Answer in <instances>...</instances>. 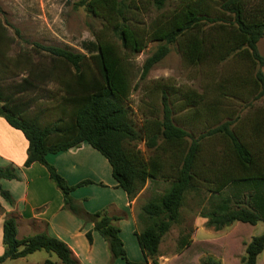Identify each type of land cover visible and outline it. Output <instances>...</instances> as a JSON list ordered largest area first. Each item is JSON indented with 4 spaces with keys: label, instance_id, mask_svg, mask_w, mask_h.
<instances>
[{
    "label": "trees",
    "instance_id": "1",
    "mask_svg": "<svg viewBox=\"0 0 264 264\" xmlns=\"http://www.w3.org/2000/svg\"><path fill=\"white\" fill-rule=\"evenodd\" d=\"M202 1L185 0L180 8H174L165 15L161 25L153 27L149 37L158 45L143 60L139 78L143 79L149 69L166 55L170 44H175L191 63L203 60L202 45L205 40L200 37V25L224 20L219 15L227 14L230 17L226 21L229 29L223 40L226 47L224 55H237L254 65L253 98L264 101V58L256 47L258 40L264 36V0H257L252 5L250 0H218L220 14L216 17L206 14ZM163 3L164 0H151L156 10L161 9ZM78 4L87 14L101 19L109 27L122 49L133 54L142 50V37L126 18L127 6L123 0H79ZM8 41L5 29L0 24V44ZM34 47L50 57V64L39 69L30 65L26 76L15 84L17 93L23 94L38 84L54 82L60 98L48 105L47 110L55 113L56 118L42 122L43 110L40 107L34 113H28L27 107L32 98L22 99V94L15 96L4 93L1 87L0 117L10 127L19 130L26 140L22 167L36 162L45 168L49 181L61 195L62 208L83 223L91 224V230L97 232L106 243L110 263L121 259L129 264H158L160 239L173 223H178L185 194L191 190L197 197H202L196 178L200 166V141L207 136L219 135L226 140L230 165L220 173L214 187L206 188L212 194L210 197H218V200L208 199V205L200 211L203 225L220 230L233 222L252 226L264 220V171L250 146L233 130L231 120H224L193 135L173 123L167 96L161 92L160 116L156 120L144 119L140 135L124 104L129 81L122 59L112 43L105 40L82 42L81 48L86 53L38 43H34ZM5 52L6 49L0 46V56H5ZM1 64L3 70L7 69L6 62ZM139 140H144L147 148L159 147L161 151L167 149L172 153L184 150L173 178H168V186L161 194L149 198L140 206L137 217L143 226L134 231V236L143 261L133 263L127 259L119 237L116 222L120 217L108 214L105 209L87 212L80 202L71 197L70 192L75 187L91 181L86 179L73 185L67 184L45 160V155L65 151L81 142L87 143L106 159L116 186L130 201L148 180L156 179L161 170L159 159L148 157L144 160L140 156L135 148V142ZM0 179H17L15 167L12 164L0 166ZM0 197L8 204L13 202L9 192L1 186ZM84 236L87 242L91 241L90 230H86ZM237 240L241 251L239 264H258L256 257L264 245V231L244 238L238 236ZM178 242L180 248L187 243L182 237ZM1 244L0 263L43 250L53 253L62 264H77L68 246L56 237L39 232L17 238L15 220L7 214L1 223ZM201 263L221 264L219 259L212 256L203 257ZM43 264L52 262L45 259Z\"/></svg>",
    "mask_w": 264,
    "mask_h": 264
},
{
    "label": "rangeland",
    "instance_id": "2",
    "mask_svg": "<svg viewBox=\"0 0 264 264\" xmlns=\"http://www.w3.org/2000/svg\"><path fill=\"white\" fill-rule=\"evenodd\" d=\"M184 1L164 0L162 8L156 10L151 0H123L127 6L125 16L143 40L142 50L133 54L122 49L109 27L101 19L87 14L83 6L78 4L79 0H0V24L9 38L6 44H0L1 48L6 49L5 56H0V87L4 93L21 95L22 93H17L15 84L26 76L28 67L39 69L49 66L50 57L35 48L34 43L86 53L81 48L82 42L105 40L113 44L122 59L129 81V92L124 104L140 135L144 119L159 118L160 96L164 92L171 108L173 123L193 135L224 120H231L233 130L250 146L264 171V101L253 98L254 65L240 56L224 55L226 47L223 40L229 29L226 21L230 16L219 15L218 0L201 2L209 17L219 15L224 19L200 25V37L205 40L202 45L203 60L191 63L178 51L175 44H170L166 55L149 69L143 79L139 78L143 60L158 45L157 41L149 37L151 30L156 24L161 25L165 15L174 8H180ZM256 1L250 0L249 3L252 5ZM256 47L264 58V36L258 40ZM25 60L27 62L24 64ZM4 62L7 63L5 70L1 67ZM262 71L264 73V66ZM59 94L56 84L48 81L25 90L21 98H32L27 107L28 113H34L40 107L43 110L40 120L46 122L56 118L55 113L48 112L47 108L58 101ZM187 142L188 139L186 144ZM200 143V166L196 181L202 197H197L191 190L185 194L179 209L178 223H173L159 242L158 252L166 256V259H162L165 260L162 264H202L203 257H214L219 250H224L222 246L230 253L222 256L221 263L237 264L240 253L238 236L244 238L264 231V220L257 221L252 226L233 222L220 230L203 224L197 227L200 211L208 205V199L218 200V197L211 198L212 194L206 188L214 187L220 173L230 165L225 139L212 135L203 138ZM135 148L144 160L154 157L161 164L157 178L148 180L132 202V210L138 214L140 206L146 200L161 194L168 186V178H173L184 149L172 153L167 149L161 151L159 147L147 148L144 140L135 142ZM246 195L247 193L245 198ZM105 210L110 215L114 214L109 207ZM142 226L137 217L136 230H140ZM121 231L124 239L127 235H133L131 230L128 231L127 223L122 225ZM180 237L187 241L182 248L178 242ZM193 238L195 242H191ZM127 243L128 241L125 242ZM2 250L0 241V251ZM44 259L62 264L53 253L43 250L34 251L22 258L5 259L0 264H43Z\"/></svg>",
    "mask_w": 264,
    "mask_h": 264
},
{
    "label": "crops",
    "instance_id": "3",
    "mask_svg": "<svg viewBox=\"0 0 264 264\" xmlns=\"http://www.w3.org/2000/svg\"><path fill=\"white\" fill-rule=\"evenodd\" d=\"M26 145L21 132L10 127L0 117V166L12 164L17 174V179H0L1 188L7 190L13 200L12 204H8L0 197V232L2 219L7 214L15 220L17 238L39 232L56 237L68 246L77 264H129L121 259H115L110 263L104 240L97 232L91 230L90 223H83L62 208L61 195L49 181L42 165L34 162L28 167H22ZM45 160L69 185L86 179L91 181L86 185L75 187L70 192L71 197L80 202L87 212L109 207L114 213L111 215H118L120 219L117 220L116 225L127 259L133 263L142 262V254L133 236L137 213H134L131 206L137 195L132 200H127L125 193L116 186L106 159L87 143L81 142L78 146L65 151L48 153L45 155ZM125 223L128 231L133 232V235H127L129 238L126 236V239L121 231ZM202 224L203 219L199 218L197 227L203 226ZM86 230H90V242H87L84 236ZM127 241L128 243L125 244ZM195 241L194 238L191 240V242ZM222 249L224 250L214 254L220 262L224 254L230 253L228 249L225 250V246H222ZM158 255V264H162L165 261L162 259H166V256L160 252ZM240 255L241 251L239 257ZM231 256L233 258V255ZM263 260L264 245L256 257L258 264H264ZM50 261L55 264L53 260ZM236 262L239 264V258Z\"/></svg>",
    "mask_w": 264,
    "mask_h": 264
}]
</instances>
